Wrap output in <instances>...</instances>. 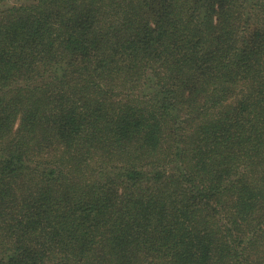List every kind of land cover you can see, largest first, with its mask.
<instances>
[{
    "label": "trees",
    "instance_id": "trees-1",
    "mask_svg": "<svg viewBox=\"0 0 264 264\" xmlns=\"http://www.w3.org/2000/svg\"><path fill=\"white\" fill-rule=\"evenodd\" d=\"M0 264H264V0H0Z\"/></svg>",
    "mask_w": 264,
    "mask_h": 264
}]
</instances>
